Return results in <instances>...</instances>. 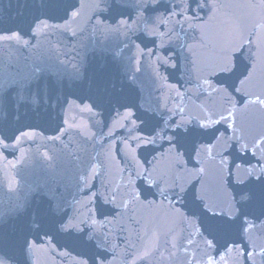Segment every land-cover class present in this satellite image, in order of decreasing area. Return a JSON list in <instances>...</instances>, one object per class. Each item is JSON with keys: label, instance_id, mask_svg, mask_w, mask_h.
<instances>
[{"label": "water", "instance_id": "water-1", "mask_svg": "<svg viewBox=\"0 0 264 264\" xmlns=\"http://www.w3.org/2000/svg\"><path fill=\"white\" fill-rule=\"evenodd\" d=\"M249 170L264 174V0H0V254L264 264ZM205 205L242 211L209 232Z\"/></svg>", "mask_w": 264, "mask_h": 264}, {"label": "snow or ice", "instance_id": "snow-or-ice-1", "mask_svg": "<svg viewBox=\"0 0 264 264\" xmlns=\"http://www.w3.org/2000/svg\"><path fill=\"white\" fill-rule=\"evenodd\" d=\"M12 35H19L18 32L11 33ZM232 69L225 63L220 67V73L228 74ZM200 128L203 130L207 129V125L201 124ZM180 129H184V131H189V129H186L184 125L178 126V128L172 129V136L169 137V141L172 142V140L175 138L176 140H179L181 132ZM155 132V129H153V133ZM153 141H150L149 143H152ZM235 168H240L239 163H234ZM249 177L248 180H240L238 183L242 185H247L249 183H255L258 185V190L253 189H246V199L247 200H258L260 205L264 207V174L260 176H256L253 178L251 176V170H249ZM179 195V194H178ZM236 211V216H239L240 212L242 211L241 208H239L237 205H233ZM204 215L207 217L209 221V232H215L217 229L226 227L229 225L236 216H228L224 212H215L213 209L207 205L204 206ZM95 221H93V224ZM61 228H63V222L60 225ZM68 234H71L73 230L77 232H83V229L79 228L78 225H72L70 228L64 229ZM93 238L99 239V237H93V235L88 236V240H92ZM209 247H211V241L209 242ZM30 248V245L28 244V241H25L24 249L27 250ZM104 249H101L99 251H96L94 255L90 258H86L82 264H89V260H91V264H97V261L99 264H105L107 257L104 254ZM249 255H251L249 253ZM0 264H25L23 260H17L13 261L12 257L6 254H0Z\"/></svg>", "mask_w": 264, "mask_h": 264}]
</instances>
